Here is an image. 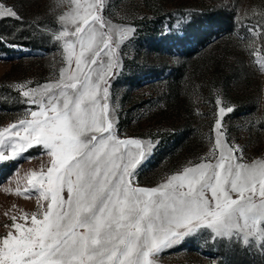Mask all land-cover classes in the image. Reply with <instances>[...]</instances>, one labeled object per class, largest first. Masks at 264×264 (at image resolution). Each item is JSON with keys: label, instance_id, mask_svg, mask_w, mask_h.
<instances>
[{"label": "rangeland", "instance_id": "1", "mask_svg": "<svg viewBox=\"0 0 264 264\" xmlns=\"http://www.w3.org/2000/svg\"><path fill=\"white\" fill-rule=\"evenodd\" d=\"M0 264H264V0H0Z\"/></svg>", "mask_w": 264, "mask_h": 264}, {"label": "trees", "instance_id": "2", "mask_svg": "<svg viewBox=\"0 0 264 264\" xmlns=\"http://www.w3.org/2000/svg\"><path fill=\"white\" fill-rule=\"evenodd\" d=\"M220 25L222 27H226L227 26V23H226V17L224 16L223 19L220 20ZM22 45L24 46H29V42H21Z\"/></svg>", "mask_w": 264, "mask_h": 264}]
</instances>
